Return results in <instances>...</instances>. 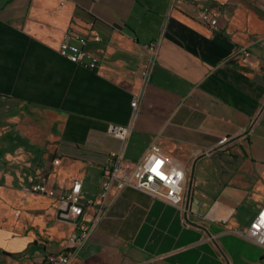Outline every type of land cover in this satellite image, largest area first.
<instances>
[{"label": "crops", "instance_id": "obj_1", "mask_svg": "<svg viewBox=\"0 0 264 264\" xmlns=\"http://www.w3.org/2000/svg\"><path fill=\"white\" fill-rule=\"evenodd\" d=\"M66 32L88 38L96 70L59 52ZM111 124L131 126L129 136ZM153 144L186 171L188 211L135 187L114 191L70 264H264V244L240 234L264 203V0H0L2 194L17 202L34 175L60 191L82 178L84 199L97 197L111 151L140 162ZM31 194L47 239L0 226L7 263L43 264L88 225L75 223L80 207Z\"/></svg>", "mask_w": 264, "mask_h": 264}, {"label": "built area", "instance_id": "obj_2", "mask_svg": "<svg viewBox=\"0 0 264 264\" xmlns=\"http://www.w3.org/2000/svg\"><path fill=\"white\" fill-rule=\"evenodd\" d=\"M215 14L204 10L201 12L202 20L212 21L216 24ZM96 40H100V36H95ZM88 38L86 36H78L76 41L71 39L70 33L66 32L64 39L59 45V52L67 57L70 61L81 65L85 68L96 69L100 65V59L87 48ZM157 41H153L146 45L148 49V59L141 70V79L143 83L149 80L151 72L157 61ZM139 96H135L132 105H138ZM131 126L111 124L109 131L114 135L126 138L129 136ZM230 139L229 135L221 137L219 143L225 144ZM59 160H56L58 162ZM186 171L173 159L168 157L162 151L161 147L153 144L149 155L145 160L140 162H132L123 157L122 154L111 151L108 154V161L104 167V175L102 177L100 191L97 197H86L83 193V179L77 178L73 184L66 190L60 191L51 187L47 182L41 181L34 176H29L28 181L24 183L23 190L27 193H40L58 198L62 205L72 203H84L88 206H96L94 214L83 213L88 225L78 232L70 235L68 240V249L60 253H49L46 256V264H70L72 256L81 250L89 241L92 231L96 223H98L107 209L105 201L111 193L119 192L127 186L135 187L150 193L171 205L178 206L188 211L185 203V183ZM63 210L64 208L61 207ZM81 211L79 208L78 213ZM82 215V216H83ZM77 217V213L73 214ZM241 235L255 239L257 242L264 244V203L258 210L253 224L247 231H241Z\"/></svg>", "mask_w": 264, "mask_h": 264}, {"label": "rangeland", "instance_id": "obj_3", "mask_svg": "<svg viewBox=\"0 0 264 264\" xmlns=\"http://www.w3.org/2000/svg\"><path fill=\"white\" fill-rule=\"evenodd\" d=\"M212 14L213 13H211V15ZM214 18H216V24H214L212 21H206V22L210 24L213 29L217 30L219 27V21L216 15H214ZM96 69H91V70H96ZM30 176H34V175H30ZM17 194L20 199H18L17 202H13L12 201L13 199H10L7 197V195L2 194V188L0 187V226L10 227L13 230V232L16 234L22 233L24 231H26L27 233H30V232L33 233L34 231H36L38 233V238H35V243L37 244L38 241H43V242L46 241L45 240L47 239V237H45L46 232H43V230H45L46 222L49 220V218H47L48 215H45L44 213H41L38 211H34V208H36V210H39L40 208V207L33 206V204H37L35 203L37 202L36 198L33 199L34 195H32L31 193L25 192L23 188L22 190H20V192L17 191ZM68 204L73 206L72 203H68ZM242 213H243V210L240 209V214ZM67 249H68V245H67ZM8 256H11V255L4 254V257H8ZM7 261L8 260L6 258H2L0 256V264H12L11 262H13L11 260L10 263H7ZM25 261L28 264H30L32 262V259L31 257H28L27 259H25ZM46 261L47 260H45L43 264H46Z\"/></svg>", "mask_w": 264, "mask_h": 264}, {"label": "water", "instance_id": "obj_4", "mask_svg": "<svg viewBox=\"0 0 264 264\" xmlns=\"http://www.w3.org/2000/svg\"><path fill=\"white\" fill-rule=\"evenodd\" d=\"M69 206H71V205H69ZM69 206H68V207H69ZM75 206L81 207V212L79 213L77 219L75 220V223H78V222L80 221V219H81V217H82V215H83L85 209L87 208V206H86L85 204H83V203H76ZM62 211H63L62 209L59 210L60 213H61Z\"/></svg>", "mask_w": 264, "mask_h": 264}, {"label": "trees", "instance_id": "obj_5", "mask_svg": "<svg viewBox=\"0 0 264 264\" xmlns=\"http://www.w3.org/2000/svg\"><path fill=\"white\" fill-rule=\"evenodd\" d=\"M5 254H10V255H14L15 253H9L7 251H3ZM16 255V254H15Z\"/></svg>", "mask_w": 264, "mask_h": 264}]
</instances>
